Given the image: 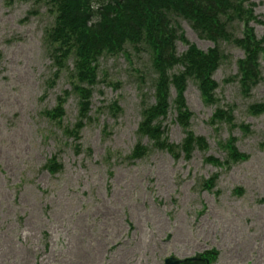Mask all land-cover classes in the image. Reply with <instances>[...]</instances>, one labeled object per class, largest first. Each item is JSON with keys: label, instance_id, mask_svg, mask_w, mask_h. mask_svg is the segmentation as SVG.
Masks as SVG:
<instances>
[{"label": "rangeland", "instance_id": "374dc122", "mask_svg": "<svg viewBox=\"0 0 264 264\" xmlns=\"http://www.w3.org/2000/svg\"><path fill=\"white\" fill-rule=\"evenodd\" d=\"M250 1L264 19V0ZM175 20L186 39L176 41L177 54L213 45ZM52 21L44 0H0V264H163L170 254L211 250L209 264H264V111L251 109L264 103V61L261 80L242 91L243 51L220 40L223 57L211 74L218 101L206 103L188 78L184 129L171 84L167 112L152 124L160 127L157 144L140 129L155 103L148 47L100 58L81 118L69 70L53 74L44 38ZM254 25L261 36L264 25ZM228 28L243 31L236 21ZM59 104L60 118L47 115ZM216 107L231 120L212 122ZM187 131L206 146L170 153L165 145L180 146ZM52 155L61 164L55 173L45 168Z\"/></svg>", "mask_w": 264, "mask_h": 264}, {"label": "trees", "instance_id": "16d2710c", "mask_svg": "<svg viewBox=\"0 0 264 264\" xmlns=\"http://www.w3.org/2000/svg\"><path fill=\"white\" fill-rule=\"evenodd\" d=\"M44 2L53 17L52 24L44 30L45 44L50 59L56 66L53 74L58 75L65 68L69 70L71 86L79 95L81 118L88 116L91 88L100 80V58L109 54L128 53L126 48L128 45L137 50L141 45H146L151 53L152 68L155 71L153 79L155 103L144 110L140 129L157 144L161 138L160 127L152 124L167 112L171 84L176 90L174 99L179 115L178 121L183 123L184 129L189 126L190 115L183 94L188 78L196 80L206 103L213 104L218 101L215 96L218 83L211 78V74L223 57L220 40L232 41L243 51V56L238 59L236 74L242 91H249L262 78L264 33L258 37L254 24L264 25V19L254 13L253 1L44 0ZM175 17L186 19L200 36L210 39L213 45L201 50L196 45L189 44L187 49L177 54L176 41L186 39L182 32H179ZM234 21L242 24L241 36H233L229 31L228 26ZM69 59H72L71 68ZM175 65H179L180 69L176 73H171L170 70ZM251 109L255 113L264 111V103L253 105ZM63 112L59 104L57 109L47 112V115L60 118ZM223 117L231 120L232 115L216 107L211 121L215 122ZM81 125L79 122L78 127ZM71 133L75 135L74 139H77V129ZM187 133V138L180 146L167 143L165 145L167 150L175 155H181L179 151H182L188 156L193 149V142L199 148L206 146L202 137H196L190 131ZM74 147L77 151L81 148L78 143H75ZM227 147L237 158L241 156L231 141ZM140 148L141 145H136V150ZM208 159L216 161L212 157ZM45 168L50 173L61 169L56 155L47 160ZM215 253L213 250L197 253L196 260L185 259L181 264H209L206 260L211 262Z\"/></svg>", "mask_w": 264, "mask_h": 264}, {"label": "water", "instance_id": "95a60500", "mask_svg": "<svg viewBox=\"0 0 264 264\" xmlns=\"http://www.w3.org/2000/svg\"><path fill=\"white\" fill-rule=\"evenodd\" d=\"M197 258L198 257L196 255L188 256L186 258H182V257L176 256L174 254H170L164 258L163 264H181L184 259H187L189 261H194Z\"/></svg>", "mask_w": 264, "mask_h": 264}]
</instances>
